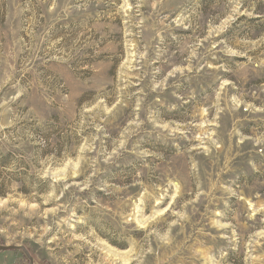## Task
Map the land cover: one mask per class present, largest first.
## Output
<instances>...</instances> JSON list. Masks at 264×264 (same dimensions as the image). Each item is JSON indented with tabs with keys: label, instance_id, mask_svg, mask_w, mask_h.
Masks as SVG:
<instances>
[{
	"label": "rangeland",
	"instance_id": "obj_1",
	"mask_svg": "<svg viewBox=\"0 0 264 264\" xmlns=\"http://www.w3.org/2000/svg\"><path fill=\"white\" fill-rule=\"evenodd\" d=\"M0 159L33 264H264V0H0Z\"/></svg>",
	"mask_w": 264,
	"mask_h": 264
},
{
	"label": "trees",
	"instance_id": "obj_2",
	"mask_svg": "<svg viewBox=\"0 0 264 264\" xmlns=\"http://www.w3.org/2000/svg\"><path fill=\"white\" fill-rule=\"evenodd\" d=\"M239 20H242V19H239ZM237 20V21H239ZM236 21V22H237ZM4 159V158H3ZM4 160H1L0 159V166H3L5 167V163H3ZM20 174L19 172H15V173H12L10 174L9 176V181L3 179L1 176H0V197H5L6 196V192H5V188L12 182H16V183H21V178H19ZM29 182L26 183L27 187L24 188V187H21L20 189L18 188L17 192H20L23 196H26L28 197L30 200H36L37 199V195L39 193H41L42 189H39V190H36V183H35V180H34V177L30 176L29 178ZM47 182L46 181H40L38 186L39 185H45ZM25 185V182L23 183ZM32 193H35L33 198H30V194Z\"/></svg>",
	"mask_w": 264,
	"mask_h": 264
},
{
	"label": "water",
	"instance_id": "obj_3",
	"mask_svg": "<svg viewBox=\"0 0 264 264\" xmlns=\"http://www.w3.org/2000/svg\"><path fill=\"white\" fill-rule=\"evenodd\" d=\"M11 250H17L20 251L24 254V256L26 257V259L28 260L29 264H33V259L31 254L29 253V251H27L23 246H15V245H11V246H4V245H0V252H11Z\"/></svg>",
	"mask_w": 264,
	"mask_h": 264
}]
</instances>
